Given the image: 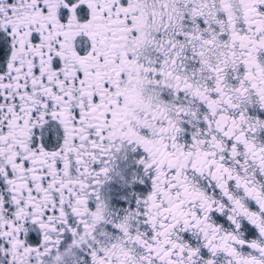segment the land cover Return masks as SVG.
Segmentation results:
<instances>
[{
  "label": "snow or ice",
  "instance_id": "snow-or-ice-1",
  "mask_svg": "<svg viewBox=\"0 0 264 264\" xmlns=\"http://www.w3.org/2000/svg\"><path fill=\"white\" fill-rule=\"evenodd\" d=\"M0 264H264V0H0Z\"/></svg>",
  "mask_w": 264,
  "mask_h": 264
}]
</instances>
